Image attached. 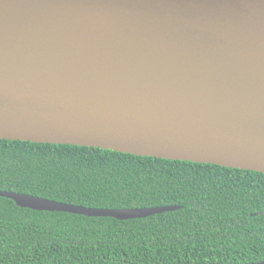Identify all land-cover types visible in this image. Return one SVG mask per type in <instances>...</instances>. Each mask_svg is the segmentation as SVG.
<instances>
[{
	"label": "water",
	"instance_id": "water-1",
	"mask_svg": "<svg viewBox=\"0 0 264 264\" xmlns=\"http://www.w3.org/2000/svg\"><path fill=\"white\" fill-rule=\"evenodd\" d=\"M0 139L264 173V0H0ZM0 196L121 220L180 208Z\"/></svg>",
	"mask_w": 264,
	"mask_h": 264
},
{
	"label": "trees",
	"instance_id": "trees-1",
	"mask_svg": "<svg viewBox=\"0 0 264 264\" xmlns=\"http://www.w3.org/2000/svg\"><path fill=\"white\" fill-rule=\"evenodd\" d=\"M0 190L93 208L178 205L117 219L0 196V264L264 261V173L100 147L0 139Z\"/></svg>",
	"mask_w": 264,
	"mask_h": 264
}]
</instances>
